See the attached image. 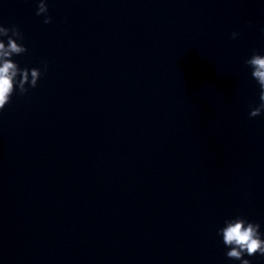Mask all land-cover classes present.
Returning a JSON list of instances; mask_svg holds the SVG:
<instances>
[{"label":"clouds","instance_id":"9594fccd","mask_svg":"<svg viewBox=\"0 0 264 264\" xmlns=\"http://www.w3.org/2000/svg\"><path fill=\"white\" fill-rule=\"evenodd\" d=\"M36 15L44 16V24L52 22L45 0H39ZM238 35L239 33L233 32L232 38L235 39ZM0 37H7V43L0 40V112H2L10 103L17 88L20 94L27 93L29 88H36L42 72L39 68L21 69L12 60L14 55H21L28 50L23 43L18 42L24 39L18 27L8 28L0 25ZM244 63L251 69V76L260 88V103L249 112V117L254 118L264 113V54L253 52ZM44 71H47V64L44 65ZM259 229L258 223L248 221L242 216L226 220L225 226L217 232V235L222 236L225 247L229 249L226 257L239 260L241 264H251L249 259L243 257L257 254L264 256V238Z\"/></svg>","mask_w":264,"mask_h":264}]
</instances>
